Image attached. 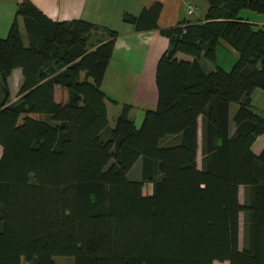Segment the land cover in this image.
<instances>
[{
    "label": "trees",
    "instance_id": "16d2710c",
    "mask_svg": "<svg viewBox=\"0 0 264 264\" xmlns=\"http://www.w3.org/2000/svg\"><path fill=\"white\" fill-rule=\"evenodd\" d=\"M202 1V21L164 29L155 23L158 2L123 15L136 31L156 29L167 40L155 65V107L138 127L126 105L108 126L101 86L117 33L17 4L0 37V264H55L54 256H72V264H264V145L251 150L264 115L250 103L264 89V26L238 15L264 14V0ZM98 30L106 38L93 46ZM220 42L237 57L228 70L203 71L199 60L215 63ZM15 68L23 80L12 100ZM56 86L66 101L55 100ZM137 160L140 176L131 179Z\"/></svg>",
    "mask_w": 264,
    "mask_h": 264
},
{
    "label": "crops",
    "instance_id": "0c3cea01",
    "mask_svg": "<svg viewBox=\"0 0 264 264\" xmlns=\"http://www.w3.org/2000/svg\"><path fill=\"white\" fill-rule=\"evenodd\" d=\"M22 0H0V36L7 34L13 20L17 4ZM48 19L52 21H69L80 19L96 26L113 30L117 33L114 43L113 55L102 82V90L109 98L106 101L108 126L112 127L123 105L127 106L128 118L134 125L140 122L146 109H153L156 103V90L154 86V71L157 59L167 46V40L156 29L136 31L132 24L123 21V15L138 16L142 9L148 8L152 3L158 2L160 10L156 17L158 29L176 25L178 22L193 23L202 21L206 4L200 0H29ZM205 3V2H204ZM191 7L190 13L186 11ZM199 9L196 14V9ZM196 14V15H195ZM195 15V19L191 16ZM253 22V21H252ZM264 26L262 22H253ZM19 30L23 43L28 46L32 38L28 36L22 19L18 20ZM106 38L100 30L91 34V44L97 45ZM230 57L237 54L227 45L220 42ZM92 47V46H91ZM177 58L191 60L187 55L177 54ZM202 68L201 62L199 60ZM203 70V68H202ZM23 80L21 68L12 70L8 77V85L12 100L17 98V92ZM254 91V90H253ZM253 91L251 93H253ZM261 91V90H260ZM259 94L262 92H258ZM250 94V103H251ZM67 92L58 86L55 87V100L66 101ZM110 100H114L113 103ZM237 105V104H236ZM228 107V118L230 115ZM253 107V106H252ZM140 124V123H139ZM229 129V124H228ZM233 130V129H232ZM232 130L229 132L231 133ZM201 138L200 117L197 118V144L199 153ZM256 143L257 151L253 149ZM264 145V135H258L251 145L253 153L257 154ZM196 153V154H197ZM197 156V155H196ZM129 174V172H128ZM138 179L139 174L133 176ZM150 184V183H149ZM151 192V185L148 193Z\"/></svg>",
    "mask_w": 264,
    "mask_h": 264
},
{
    "label": "rangeland",
    "instance_id": "374dc122",
    "mask_svg": "<svg viewBox=\"0 0 264 264\" xmlns=\"http://www.w3.org/2000/svg\"><path fill=\"white\" fill-rule=\"evenodd\" d=\"M200 2L202 4H206L204 3V1L200 0ZM199 9H196V14L198 13ZM15 14V13H14ZM195 14V15H196ZM195 15L191 16V19H195ZM238 15L240 17L246 18L248 20V22H262L264 23V14H260V13H256L253 11H249L246 9H241L238 12ZM252 22V23H253ZM10 27V26H9ZM7 34L2 35L0 37H5ZM216 54H215V63H211L205 59H200L203 71H209L215 68L216 66H220L222 68H224L225 70H228L230 65L232 64V62L234 61L235 58L232 59V57H230V55L223 49L221 48L219 45L216 46ZM261 90V91H260ZM258 92H262V93H258ZM251 106L252 110H254L255 113L257 114H261L264 115V89H254L253 93H251ZM230 115H229V130L231 131L233 129V122H232V115L237 107V105L235 103H231L230 104ZM140 122H136L135 126L138 127ZM257 146L256 143L253 145V149L255 151H257ZM0 154H1V147H0ZM196 164L197 167H199L200 165V157H199V153L196 154ZM140 160H137L134 165L131 167L128 177L129 178H133V176L136 177V175L139 174L140 176ZM150 189V184L149 183H144L142 186V193H148ZM237 197H238V201L239 203H244L245 202V192L244 189L239 186L238 187V192H237ZM243 214L242 212L238 213V248H241L243 245ZM53 260L55 262V264H72L74 261V257L72 256H54ZM21 264H30L29 262H26L24 259H21ZM213 264H227L226 261L224 262H217V261H213Z\"/></svg>",
    "mask_w": 264,
    "mask_h": 264
},
{
    "label": "built area",
    "instance_id": "2783aa9c",
    "mask_svg": "<svg viewBox=\"0 0 264 264\" xmlns=\"http://www.w3.org/2000/svg\"><path fill=\"white\" fill-rule=\"evenodd\" d=\"M191 10H192V8L191 7H189L188 8V10L186 11L187 13H190L191 12Z\"/></svg>",
    "mask_w": 264,
    "mask_h": 264
}]
</instances>
